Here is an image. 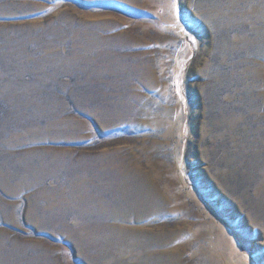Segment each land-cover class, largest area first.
<instances>
[{"label":"rangeland","instance_id":"1","mask_svg":"<svg viewBox=\"0 0 264 264\" xmlns=\"http://www.w3.org/2000/svg\"><path fill=\"white\" fill-rule=\"evenodd\" d=\"M0 264H264V0H0Z\"/></svg>","mask_w":264,"mask_h":264}]
</instances>
